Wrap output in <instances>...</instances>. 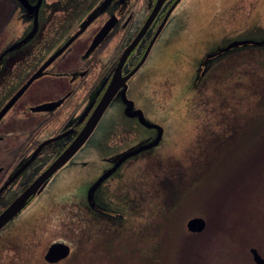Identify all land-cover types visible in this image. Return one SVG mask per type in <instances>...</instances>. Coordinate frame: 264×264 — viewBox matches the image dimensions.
I'll return each mask as SVG.
<instances>
[{"label": "rangeland", "instance_id": "1", "mask_svg": "<svg viewBox=\"0 0 264 264\" xmlns=\"http://www.w3.org/2000/svg\"><path fill=\"white\" fill-rule=\"evenodd\" d=\"M4 24L1 20L0 36L21 31L15 16L5 30ZM162 33L142 68L132 76L129 90L135 104L163 127L159 143L137 156L131 167L139 188L137 228L103 234L101 242L90 249L100 250L99 256L106 253V260L114 264H255L250 247L264 258V158L259 155L264 147L255 135L264 128L259 115L264 107V45L233 48L213 60L199 79L194 63L201 54L193 57L188 49H202L210 39L217 43L230 38L264 40V0H181ZM146 91L152 96L147 105L142 97ZM195 97L208 103L204 117L187 107ZM211 106L218 111L213 112ZM143 137L134 125L123 121L116 105L108 108L84 146L53 176L56 183L64 181L67 186L57 184L51 198L62 201L61 207H75L104 160ZM235 169H241L238 176L233 175ZM218 179L216 185L234 181L223 202L228 217L223 221L215 217L217 224L208 223L203 233L191 235L188 241L182 222L186 230L190 217H203L202 206H194L206 194L210 196ZM37 207L28 208V214H19L1 228L0 241L25 239L33 226L39 242L54 239L50 225L36 229L41 224ZM208 212L221 215L216 208ZM115 240L127 248L126 254L107 252ZM114 254L119 263L116 257L110 259Z\"/></svg>", "mask_w": 264, "mask_h": 264}, {"label": "flooded vegetation", "instance_id": "2", "mask_svg": "<svg viewBox=\"0 0 264 264\" xmlns=\"http://www.w3.org/2000/svg\"><path fill=\"white\" fill-rule=\"evenodd\" d=\"M180 1L0 0L4 30L13 16L21 27L18 35L0 36V212L30 189L41 173L82 133L109 89L118 86L87 138L33 188L23 207L1 227L38 204L36 215L41 224L36 229L41 231L50 225L54 239L43 244L38 241L39 233L32 230L35 226L30 227L25 239L0 241V250H3L0 264H114L106 260V253L99 256L100 250L91 251L90 245H98L105 234L121 228L129 231L137 228L139 204L135 200H138L139 188L131 167L137 156L147 154L159 143L163 127L160 125L162 132L156 145L126 157L108 175L98 182L97 179L115 164L119 155L139 143L151 141L157 134L156 128L143 123L132 110L125 113L126 102L121 90L125 89L124 95L133 102L134 110H141L147 122L156 123L130 96L131 78L163 36ZM36 3L35 12L31 6ZM35 17L36 31L28 36ZM233 40L236 39L217 43L210 39L203 43L202 49H188L193 57L201 54L194 63L196 79L213 60L233 48L264 45L263 41L227 48ZM148 80L147 77L146 82ZM142 97L146 105L152 99L149 91ZM114 105L123 121L134 125L144 137L104 160L88 180L78 205L61 207L63 202L51 197L57 184L65 188L67 183H56L53 176L68 165L96 130L106 110ZM198 116L202 117L200 113ZM117 240L108 246L107 252L126 254L127 248ZM53 242L66 244L68 253L49 261L44 254ZM115 257L114 254L110 259L115 260ZM115 261L120 262L119 258Z\"/></svg>", "mask_w": 264, "mask_h": 264}, {"label": "water", "instance_id": "3", "mask_svg": "<svg viewBox=\"0 0 264 264\" xmlns=\"http://www.w3.org/2000/svg\"><path fill=\"white\" fill-rule=\"evenodd\" d=\"M19 1L22 2L24 0H19ZM31 7H32V10H35L36 12L38 3H36L35 5ZM35 31H36V17L34 18V26L29 32L28 36L33 34ZM263 41L264 40L258 41V40H254L250 38L236 39V40L231 41L228 44L227 48H232L234 46L243 45V44L261 43ZM115 87H118V86L116 85ZM115 87L113 86L112 88H110L109 91L103 97V99H101L99 105L96 107V110L89 118V122L87 123V126L84 128L82 133L78 137H76L73 143L69 145V147L52 164H50L49 167H47L41 173V175L36 179V181H34L30 189L37 187L44 178L48 177L54 170H56L79 147V145L85 140V138H87L93 126L95 125L97 119L101 115L104 107L108 104L110 97L112 95V91ZM124 91L125 89L122 88L121 95L123 96V100L126 102L125 113L129 114L127 110H132L135 114H137V116L143 123H145L148 126H152L156 128L158 131L155 137L151 139V141L139 143L137 146L119 155L115 160V164L110 169H108L105 174H102L100 178L97 179V182L101 180L102 177H104L105 175H108L109 172L113 171L115 167L118 166L126 157L134 155L138 153L139 151H141L142 149L151 148L152 146L156 145L161 136V132H162L161 126L158 125L157 123L147 122L144 119L141 110L139 109L134 110L133 102L131 100L126 99L124 95ZM30 189H28L27 191L25 190L26 192L19 195L16 199L10 202L9 205L0 212V228L9 219H11L21 209V207H23L29 194L34 192V189L33 191ZM204 227H205V220L201 216H192L186 221V228L188 231L199 232L203 230ZM249 251L252 255V258L255 264H264V258L259 254V252L257 251L255 247L253 246L250 247ZM67 253H68V246L66 244L62 242H53L47 247L44 256L49 261H55L61 257H64L65 255H67Z\"/></svg>", "mask_w": 264, "mask_h": 264}, {"label": "trees", "instance_id": "4", "mask_svg": "<svg viewBox=\"0 0 264 264\" xmlns=\"http://www.w3.org/2000/svg\"><path fill=\"white\" fill-rule=\"evenodd\" d=\"M0 8H1V6H0ZM3 15H4L3 14V9L1 8L0 9V21L3 18ZM207 106H208V103L203 98H195L193 101H188L187 102V107L191 108L193 110H196L198 113H200V116H202V117L205 116L206 114H208V112L206 110ZM211 109H212L213 112H217L218 111V107L217 106H211ZM219 111H221L222 113H227L228 112L227 109H221V108H220ZM262 114L264 115V107H262L261 110L259 111L260 118H262L264 120V117H262ZM255 132H257V131H255ZM255 132L251 130L252 134L255 133ZM255 135H257L256 140L259 141V143L264 147V128L262 130H260L259 132H257ZM259 155H260L261 158H264V148H263L262 152L259 153ZM253 161H254L255 164H257L256 160H253ZM240 170L241 169H235L233 175L234 176H238ZM218 182H219V179L216 181L215 184H213V187H212V189L209 192L210 196H208L206 194V197H204L203 202H201V204H199V205H195L194 206L195 209H197L200 206H202V208L204 209L203 211H205L204 214H202L200 212L203 215V218L205 219V222L207 220L204 229L202 231H200V232H189L187 229H186L187 231L185 230V225L182 222V227L184 228L185 233H187L185 239H188V241L190 240V238L192 236H197V235H200L201 233H203L204 230L206 229L208 223H209L208 225H210V223H216L217 224V221H219L220 219H222V221L227 219L229 211L226 209V206L223 207V202H224V200L226 198H228L226 193H227L228 189L232 190V187H233L232 186V184H233L232 182H234V181H231L228 185H226V184L224 185L225 182H222L219 185H216ZM210 207L218 209L221 215H219L216 212H214L215 214H213L212 212H208V209ZM223 208H224V210H222ZM189 212H187V214H189ZM222 212H224V213L222 214ZM187 214H185V217H186ZM194 214H199V213H194ZM215 217L217 218V221H216ZM221 225H222L221 227L223 228L224 227V222H221ZM210 230H214V229L210 228ZM191 244H193V242H191Z\"/></svg>", "mask_w": 264, "mask_h": 264}]
</instances>
